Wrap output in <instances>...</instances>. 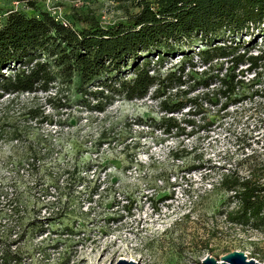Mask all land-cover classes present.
Listing matches in <instances>:
<instances>
[{
	"label": "rangeland",
	"instance_id": "1",
	"mask_svg": "<svg viewBox=\"0 0 264 264\" xmlns=\"http://www.w3.org/2000/svg\"><path fill=\"white\" fill-rule=\"evenodd\" d=\"M140 1L0 0V27L10 14L46 13L76 30L88 27L87 15L107 28L138 13ZM258 36L256 47L243 38L252 53L264 44ZM179 60L169 57L161 73ZM243 94L225 111L173 114L182 130L171 134L158 100L115 98L97 113L76 79L47 94L0 95V184H15L0 197V264H203L232 252L264 264V225L229 224L237 204L221 187L250 168L264 186V95ZM33 153L42 160L30 180L17 165Z\"/></svg>",
	"mask_w": 264,
	"mask_h": 264
},
{
	"label": "trees",
	"instance_id": "2",
	"mask_svg": "<svg viewBox=\"0 0 264 264\" xmlns=\"http://www.w3.org/2000/svg\"><path fill=\"white\" fill-rule=\"evenodd\" d=\"M138 8L107 28L87 15L88 27L80 30L46 13L38 18L10 14L0 27V95L47 94L56 83L70 85L76 79L78 93L97 113L115 98L158 100L165 134L182 130L173 114L186 108L195 113L203 105H220L225 111L245 98V88L264 95V44L252 53L243 39L250 37L257 46L255 39L264 31V0H143ZM176 54L179 62L161 73ZM41 160L33 153L17 167L27 168L31 180ZM255 170L225 177L221 187L237 204L226 221L260 230L264 186ZM13 187L0 184V197L13 196ZM44 196L52 195L45 191ZM55 205L56 200L48 201L43 208L50 211ZM52 215L43 219L45 225L52 223Z\"/></svg>",
	"mask_w": 264,
	"mask_h": 264
},
{
	"label": "water",
	"instance_id": "3",
	"mask_svg": "<svg viewBox=\"0 0 264 264\" xmlns=\"http://www.w3.org/2000/svg\"><path fill=\"white\" fill-rule=\"evenodd\" d=\"M203 264H259L254 260H248V258L241 252H232L220 259L218 262L215 258L207 256L202 261ZM109 264H137L132 261L118 260L116 263ZM140 264V263H139Z\"/></svg>",
	"mask_w": 264,
	"mask_h": 264
},
{
	"label": "built area",
	"instance_id": "4",
	"mask_svg": "<svg viewBox=\"0 0 264 264\" xmlns=\"http://www.w3.org/2000/svg\"><path fill=\"white\" fill-rule=\"evenodd\" d=\"M62 24H63L64 26H66V25H67L65 22H62Z\"/></svg>",
	"mask_w": 264,
	"mask_h": 264
}]
</instances>
